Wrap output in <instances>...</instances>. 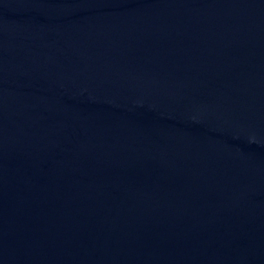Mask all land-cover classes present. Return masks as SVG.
Segmentation results:
<instances>
[{"label": "water", "instance_id": "95a60500", "mask_svg": "<svg viewBox=\"0 0 264 264\" xmlns=\"http://www.w3.org/2000/svg\"><path fill=\"white\" fill-rule=\"evenodd\" d=\"M0 264H264V0H0Z\"/></svg>", "mask_w": 264, "mask_h": 264}]
</instances>
